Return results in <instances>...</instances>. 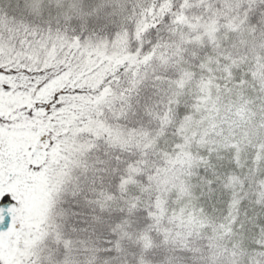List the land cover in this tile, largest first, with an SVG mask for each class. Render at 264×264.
<instances>
[{
  "label": "snow or ice",
  "instance_id": "obj_1",
  "mask_svg": "<svg viewBox=\"0 0 264 264\" xmlns=\"http://www.w3.org/2000/svg\"><path fill=\"white\" fill-rule=\"evenodd\" d=\"M0 264H264V0H0Z\"/></svg>",
  "mask_w": 264,
  "mask_h": 264
}]
</instances>
